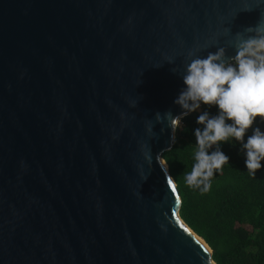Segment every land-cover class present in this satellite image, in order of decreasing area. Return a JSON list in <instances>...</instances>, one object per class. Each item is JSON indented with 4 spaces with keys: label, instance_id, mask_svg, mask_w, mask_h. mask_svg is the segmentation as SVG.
Returning a JSON list of instances; mask_svg holds the SVG:
<instances>
[{
    "label": "water",
    "instance_id": "1",
    "mask_svg": "<svg viewBox=\"0 0 264 264\" xmlns=\"http://www.w3.org/2000/svg\"><path fill=\"white\" fill-rule=\"evenodd\" d=\"M261 17L264 0H0V264H216L156 114H181L190 53L231 57Z\"/></svg>",
    "mask_w": 264,
    "mask_h": 264
},
{
    "label": "clouds",
    "instance_id": "2",
    "mask_svg": "<svg viewBox=\"0 0 264 264\" xmlns=\"http://www.w3.org/2000/svg\"><path fill=\"white\" fill-rule=\"evenodd\" d=\"M227 32L231 34L228 28ZM229 47L235 53L231 57L228 47L219 45L206 56L190 53L181 76L185 87L174 101L181 114H156L175 132L184 119L198 113L194 163L183 175L186 185L201 194L211 190L212 179L230 163L221 147L230 141L240 143L249 175L256 177L264 168V131L259 126L264 124V17L236 33ZM211 107L217 109L215 115Z\"/></svg>",
    "mask_w": 264,
    "mask_h": 264
},
{
    "label": "trees",
    "instance_id": "3",
    "mask_svg": "<svg viewBox=\"0 0 264 264\" xmlns=\"http://www.w3.org/2000/svg\"><path fill=\"white\" fill-rule=\"evenodd\" d=\"M197 115L184 119L163 155L181 196L180 217L211 248L216 264H264V168L256 177L249 175L240 143L230 141L221 146L230 163L212 179L211 190L201 194L188 187L183 174L194 163ZM259 126L264 131V124Z\"/></svg>",
    "mask_w": 264,
    "mask_h": 264
}]
</instances>
